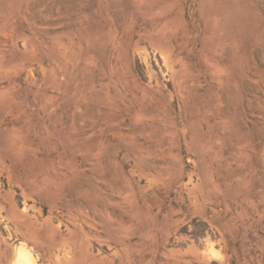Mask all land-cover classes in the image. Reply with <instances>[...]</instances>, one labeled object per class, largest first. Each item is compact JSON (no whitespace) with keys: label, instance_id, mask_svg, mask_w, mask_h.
Masks as SVG:
<instances>
[{"label":"rangeland","instance_id":"rangeland-1","mask_svg":"<svg viewBox=\"0 0 264 264\" xmlns=\"http://www.w3.org/2000/svg\"><path fill=\"white\" fill-rule=\"evenodd\" d=\"M19 246L264 264V0H0V264Z\"/></svg>","mask_w":264,"mask_h":264},{"label":"bare ground","instance_id":"bare-ground-1","mask_svg":"<svg viewBox=\"0 0 264 264\" xmlns=\"http://www.w3.org/2000/svg\"><path fill=\"white\" fill-rule=\"evenodd\" d=\"M17 247V246H16ZM15 260L13 261V264H16L17 260H23L26 262V264H36V259H33L30 253L25 249L24 246H19L18 251L16 252ZM14 256V255H13Z\"/></svg>","mask_w":264,"mask_h":264},{"label":"clouds","instance_id":"clouds-1","mask_svg":"<svg viewBox=\"0 0 264 264\" xmlns=\"http://www.w3.org/2000/svg\"><path fill=\"white\" fill-rule=\"evenodd\" d=\"M16 264H26V262L21 259V260H17Z\"/></svg>","mask_w":264,"mask_h":264}]
</instances>
